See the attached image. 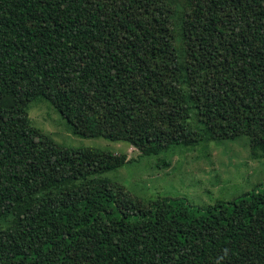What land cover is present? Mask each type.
Wrapping results in <instances>:
<instances>
[{"label": "trees", "instance_id": "1", "mask_svg": "<svg viewBox=\"0 0 264 264\" xmlns=\"http://www.w3.org/2000/svg\"><path fill=\"white\" fill-rule=\"evenodd\" d=\"M40 101L141 158L242 137L264 158V0H0V264H264V184L144 202L107 177L126 154L33 127Z\"/></svg>", "mask_w": 264, "mask_h": 264}, {"label": "rangeland", "instance_id": "2", "mask_svg": "<svg viewBox=\"0 0 264 264\" xmlns=\"http://www.w3.org/2000/svg\"><path fill=\"white\" fill-rule=\"evenodd\" d=\"M29 117L33 127L64 149L95 148L126 154L131 162L107 177L144 202L182 198L207 208L242 197L264 184V158L253 155L248 137L205 141L193 149L174 146L160 156L141 158L140 152L126 143L74 135L67 121L47 101L33 104ZM163 160L170 166L161 165Z\"/></svg>", "mask_w": 264, "mask_h": 264}]
</instances>
